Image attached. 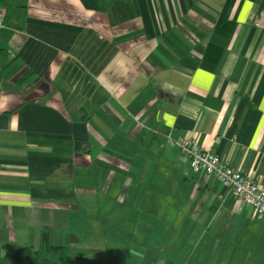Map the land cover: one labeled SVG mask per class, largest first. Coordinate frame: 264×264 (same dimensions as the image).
<instances>
[{"label": "crops", "instance_id": "obj_1", "mask_svg": "<svg viewBox=\"0 0 264 264\" xmlns=\"http://www.w3.org/2000/svg\"><path fill=\"white\" fill-rule=\"evenodd\" d=\"M0 262L264 264V220L190 168L264 186V0H0Z\"/></svg>", "mask_w": 264, "mask_h": 264}, {"label": "built area", "instance_id": "obj_2", "mask_svg": "<svg viewBox=\"0 0 264 264\" xmlns=\"http://www.w3.org/2000/svg\"><path fill=\"white\" fill-rule=\"evenodd\" d=\"M4 9L0 7V26L3 25ZM190 168L216 178L242 202L253 209L256 217L264 220V186L254 177L228 166L219 156L191 139L175 141Z\"/></svg>", "mask_w": 264, "mask_h": 264}, {"label": "trees", "instance_id": "obj_3", "mask_svg": "<svg viewBox=\"0 0 264 264\" xmlns=\"http://www.w3.org/2000/svg\"><path fill=\"white\" fill-rule=\"evenodd\" d=\"M76 240L74 234H67L60 245H51L47 231H42L41 244L38 247L22 245L5 255L9 264H70L69 244ZM0 264H5L0 262Z\"/></svg>", "mask_w": 264, "mask_h": 264}]
</instances>
